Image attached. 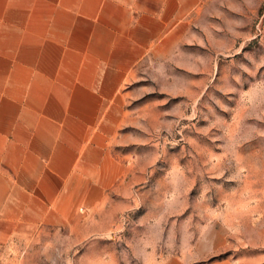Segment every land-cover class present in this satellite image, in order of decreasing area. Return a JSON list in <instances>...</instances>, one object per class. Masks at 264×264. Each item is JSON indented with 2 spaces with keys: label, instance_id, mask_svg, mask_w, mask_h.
Masks as SVG:
<instances>
[{
  "label": "rangeland",
  "instance_id": "rangeland-1",
  "mask_svg": "<svg viewBox=\"0 0 264 264\" xmlns=\"http://www.w3.org/2000/svg\"><path fill=\"white\" fill-rule=\"evenodd\" d=\"M190 19L125 89L108 198L17 232L0 264H264V0Z\"/></svg>",
  "mask_w": 264,
  "mask_h": 264
},
{
  "label": "crops",
  "instance_id": "crops-1",
  "mask_svg": "<svg viewBox=\"0 0 264 264\" xmlns=\"http://www.w3.org/2000/svg\"><path fill=\"white\" fill-rule=\"evenodd\" d=\"M200 3L0 0V243L108 198L125 89Z\"/></svg>",
  "mask_w": 264,
  "mask_h": 264
}]
</instances>
